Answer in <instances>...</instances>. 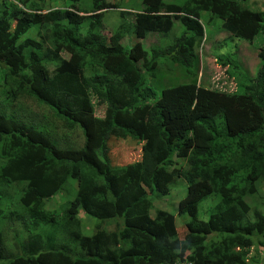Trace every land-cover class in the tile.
Listing matches in <instances>:
<instances>
[{
	"label": "trees",
	"instance_id": "trees-1",
	"mask_svg": "<svg viewBox=\"0 0 264 264\" xmlns=\"http://www.w3.org/2000/svg\"><path fill=\"white\" fill-rule=\"evenodd\" d=\"M67 1V8L48 13L22 0L0 4V81L6 100L36 107L48 118L42 128L79 129L84 138L81 149L61 150L5 132L6 123L26 124L5 114L0 101V218L16 197L19 213H13L29 227L25 245L18 253L14 249V256L0 231V264H142V259L175 264L179 254H187L185 264H246L253 240L264 238V215L241 225L250 209L245 199L264 180V46L257 52L255 78L240 93L200 86L196 50L208 34L202 13L208 28L221 21L209 35L225 33L252 43L259 34L264 37V12L249 8L247 0H189L184 7L142 0V10L134 13L138 40L149 33L168 35L174 19L183 27L173 44L148 55L140 43L125 48L120 29L110 38L97 33L102 14L116 9L107 0H92L84 13L79 0ZM32 28L45 31L55 53L69 58L46 60L33 47L20 48V38ZM164 59L186 72L193 69L195 81L162 89L156 98L148 77ZM223 59L218 66L231 70L230 59ZM47 64L55 67L53 74ZM94 101L104 106V117L93 119L88 130L76 116L93 114ZM111 136L139 142L141 155L129 164H114L107 146ZM180 179L188 188L177 214L189 217L191 242L177 240L174 214H150L153 203L167 197ZM70 181L77 191L63 211L67 233L45 212V202ZM9 189L13 195H6ZM214 198L218 202H210L208 219H199V205ZM80 211L100 223L91 236L81 234ZM108 222L111 231L105 229ZM56 235L66 237L59 247ZM196 235L209 237L208 242Z\"/></svg>",
	"mask_w": 264,
	"mask_h": 264
},
{
	"label": "rangeland",
	"instance_id": "rangeland-1",
	"mask_svg": "<svg viewBox=\"0 0 264 264\" xmlns=\"http://www.w3.org/2000/svg\"><path fill=\"white\" fill-rule=\"evenodd\" d=\"M14 1L17 5L18 0H9ZM30 4V8L36 11H41L42 13H48L55 9L67 8L71 2L67 0H22ZM188 0H163L165 5H175V6H184L187 4ZM2 0H0L1 4ZM92 0H79L78 8L84 13L91 9ZM108 3L116 7L115 10H107L102 14L100 21V28H97V33L101 34L106 38H110L114 33L119 29L123 34L122 45L128 50L132 48L135 44L140 43L142 48L149 55L152 50H160L169 44H173L174 41L181 36L183 32V27L180 25L179 21H174V28L168 35H161L156 33H149L146 35L144 40H138L134 33V13L142 10V0H107ZM247 6L252 10H259L264 12V0H247ZM19 6V5H18ZM21 9V6H19ZM127 11L129 12L126 15L120 16V12ZM92 12V11H91ZM82 13H80L81 15ZM202 21L206 25L205 33L206 38L198 47L196 52L201 56V64L198 74V83L200 86L218 90L226 93H235L241 92L240 88L242 85H247L252 79L255 78L256 72L260 65V60L257 56V50L264 46V37L262 34H259L251 44H241V40L231 37L228 34L221 33L216 36L209 35L210 33H216L219 29L221 21L214 20L212 22V27L208 28V16L205 13H202ZM35 43V44H33ZM19 46L22 49L28 50L30 48L36 50V52L42 58L50 60L56 55L59 59L67 60L69 55L67 53L56 54L53 46L46 39V32L42 29L32 28L25 35H23L19 40ZM222 59H218V58ZM228 57V63L232 66L231 70L226 67H219V63L224 62L223 58ZM150 58V57H148ZM227 63V62H226ZM138 66L141 68L142 64L138 63ZM46 67L50 74L54 73L55 67L53 65L47 64ZM91 69L88 68L87 71ZM193 69L190 72H186L185 69L177 67L170 62L164 60H158L156 62V67L151 71V76L148 77V86L153 88L156 91V98L159 97V94L162 89L173 88L179 85H188L192 84L195 81V76L192 75ZM231 74V76H230ZM239 77H238V76ZM147 78V76L145 75ZM3 91L2 81H0V101L5 103L1 105V109L7 115H12L16 117L20 122L23 123L24 120L25 126H32L36 130L28 129L23 125H18L13 122L5 124V132H18L22 135L27 136L34 143L48 144L49 140L57 145L65 143L69 146L81 147L82 144V135L81 132L78 134L70 135V138L63 140L62 130L42 128L46 126L47 117L44 116L36 107L29 105L27 102L18 101V102H9L6 100V96ZM104 115V106L98 102L94 101V113L92 115H79L76 116L78 120L85 129L90 128L94 118H100ZM46 139V140H45ZM49 139V140H48ZM109 148L110 160L114 164L125 165L129 164L138 159L141 155V145L135 140H116L115 138H110L107 144ZM71 149V148H69ZM184 165V163L182 162ZM183 167H186L183 166ZM67 188L59 194L57 197H54L45 202V212L55 216L53 218L60 228H67V218L64 219L63 210L66 208L69 201L73 200L76 195L77 185L73 181L68 183ZM16 187L13 184L10 185ZM257 193L254 196H249L245 200L249 205V213L242 222V226H245L248 223H252L256 220L257 214L264 215V180L256 185ZM173 191L168 199H162L155 202L152 213L157 209L167 210L169 212H174V206L179 201L184 194L186 195L185 189L186 185L183 181L178 180L175 184V187L172 188ZM11 190L6 191L7 194ZM13 195V194H12ZM184 195V196H185ZM183 199V198H182ZM162 201V202H160ZM11 202L13 204L12 210L10 209L6 212V216L0 218V231L6 234V247L9 251V254L14 256L16 252L14 249L20 248L25 245V241L29 237V227L25 226L24 221L19 220L16 217V214L13 213L14 210H17L19 213V200L18 198H12ZM210 202L216 204L218 198L207 200L202 202L198 207V217L199 219L206 221L209 216L208 207ZM89 218V217H88ZM80 211L79 216L77 217V222L81 230L82 236H91L93 234V229L96 225H100L98 221L89 218ZM48 220V219H47ZM189 221L187 215H178L176 216V225H177V237L178 241H188L192 240L189 234L186 231L185 222ZM112 223V222H109ZM107 223L105 229L107 231L112 230V224ZM48 231V227L45 228ZM68 233V229H65ZM19 232V236L16 238L14 233ZM58 242L56 247H59L61 242H64V236L56 235ZM9 238V239H8ZM203 238L204 242H208L209 237H202L196 235V239ZM157 242H160V237L157 236ZM195 241V240H194ZM16 253V254H17ZM187 254H179V257L176 259L175 264H185L184 260ZM246 264H264V238H259L253 240V245L249 249L248 256L245 259ZM142 264H151L150 261L142 259Z\"/></svg>",
	"mask_w": 264,
	"mask_h": 264
},
{
	"label": "clouds",
	"instance_id": "clouds-1",
	"mask_svg": "<svg viewBox=\"0 0 264 264\" xmlns=\"http://www.w3.org/2000/svg\"><path fill=\"white\" fill-rule=\"evenodd\" d=\"M188 2H189V0L187 1V4L186 5H184V6H187L188 5ZM169 5H172V4H169ZM21 6V5H20ZM173 6H175V5H173ZM184 6H180V7H184ZM21 9H23V7L21 6ZM110 10H113V9H110ZM107 11V10H106ZM105 11V12H106ZM81 15H85V14H81ZM174 21H179V20H176V19H174ZM174 21H173V23H174ZM200 22H201V24L203 25V21H202V14L200 15ZM180 23V22H179ZM181 25V24H180ZM231 37H233V36H231ZM206 38V37H205ZM233 38H236V37H233ZM237 39V38H236ZM242 41V40H241ZM254 41V40H253ZM243 42H246V41H243ZM248 45L249 44H251V43H248V42H246ZM261 48H263V47H261ZM260 49V48H259ZM257 52H258V50H257ZM258 56V55H257ZM93 106H94V103H93ZM94 113V112H93ZM87 115V114H86ZM92 115V114H91ZM104 117V115L102 116V117H100V118H98V119H102ZM94 119H97V118H94ZM79 132H81L79 129L77 130V131H72V132H69V133H67V132H64L63 130H62V133H63V140H66V139H68V138H70V135H72V134H78ZM81 135H82V144H81V147H75V146H69V145H66L65 143H61V145L59 146V145H57V144H55V143H53L52 141H50L49 139V142H48V144L49 145H52V146H55V147H57L58 149H61V150H78V149H81L82 147H83V142H84V138H83V133L81 132ZM110 138H115V137H109V139ZM116 140H120V138H115ZM125 140H132L131 138H127V139H125ZM125 140H121V141H125ZM139 143V142H138ZM140 144V143H139ZM140 145H142V144H140ZM69 148H71V149H69ZM181 181H183L184 183H185V185H186V189H185V192L187 193V183L185 182V180L184 179H180ZM173 188V187H172ZM171 188V192L173 191V189ZM65 189H63L59 194H61L63 191H64ZM171 192H170V194L167 196V197H165V198H162V199H168L169 197H170V195H171ZM58 194V195H59ZM58 195H56V196H54V197H57ZM185 195V194H184ZM184 195L181 197V198H179V201L177 202V204L174 206V209L173 210H175V212H176V214H175V217L177 216V209H178V204H179V202H180V200L184 197ZM54 197H52V198H54ZM51 198V199H52ZM162 199H159V200H162ZM50 200V199H49ZM74 200V199H73ZM73 200H71V201H73ZM158 200V201H159ZM71 201H69V203L71 202ZM155 202H157V201H155ZM154 202V203H155ZM160 202H162V201H160ZM153 203V207L155 206V204ZM65 210V209H64ZM63 210V211H64ZM157 210H161V209H157ZM152 211H153V209L151 210V212H150V214L152 215V216H154V214H155V211H154V214L152 213ZM165 211H167V210H165ZM167 212H169V211H167ZM170 213H172V212H170ZM172 214H174V212L172 213ZM79 216V214L77 215V217ZM87 217V216H86ZM88 218V217H87ZM89 219V218H88ZM188 222V221H187ZM187 222H185V224H187ZM109 223V222H108ZM110 224V223H109ZM176 228H177V225H176ZM93 232H94V229H93ZM167 243V242H166Z\"/></svg>",
	"mask_w": 264,
	"mask_h": 264
},
{
	"label": "crops",
	"instance_id": "crops-1",
	"mask_svg": "<svg viewBox=\"0 0 264 264\" xmlns=\"http://www.w3.org/2000/svg\"><path fill=\"white\" fill-rule=\"evenodd\" d=\"M242 43L247 44L246 42L241 41V44H242ZM242 45H243V44H242Z\"/></svg>",
	"mask_w": 264,
	"mask_h": 264
}]
</instances>
